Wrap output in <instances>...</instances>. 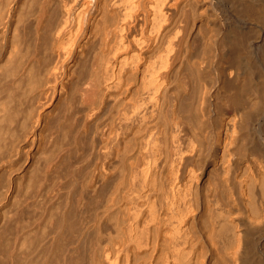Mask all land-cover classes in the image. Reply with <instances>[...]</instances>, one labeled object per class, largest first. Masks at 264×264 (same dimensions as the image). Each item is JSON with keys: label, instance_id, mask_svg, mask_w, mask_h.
<instances>
[{"label": "bare ground", "instance_id": "1", "mask_svg": "<svg viewBox=\"0 0 264 264\" xmlns=\"http://www.w3.org/2000/svg\"><path fill=\"white\" fill-rule=\"evenodd\" d=\"M4 1L0 264H264V0Z\"/></svg>", "mask_w": 264, "mask_h": 264}, {"label": "rangeland", "instance_id": "2", "mask_svg": "<svg viewBox=\"0 0 264 264\" xmlns=\"http://www.w3.org/2000/svg\"><path fill=\"white\" fill-rule=\"evenodd\" d=\"M1 1V0H0ZM9 1V0H8ZM11 1V0H10ZM2 2H4L5 3V1L4 0H2L1 2H0V4H1V6H3L4 7V4L2 3ZM7 2V1H6ZM18 135V136H16V135ZM42 134V135H41ZM47 134V135H46ZM12 135V134H11ZM40 135H41V139H42V141H41V145H40V147L38 148V150H36V149H33L34 148V146L32 145V147H30L31 145L30 144H27L26 145V142H25V144L23 143V141H24V138H23V134L22 133H20V135H19V133H14V135H12L13 136V138L12 139H16V137L18 138L19 137V139H18V141L17 142H19V141H21V142H19V143H17L16 145V149H15V151H13V153H12V155H11V159L6 163V166H7V168L5 167L4 169H1V171H0V193H1V196H0V211L2 210V212L4 211V209H2V203L4 202L3 200H4V194H6V188L8 189V187H13V191H12V194H11V199H10V202L13 204V206L11 207V204H10V202H9V206H8V209L9 208H12L11 210H12V212L14 213V212H16L17 211V205L18 204H20V202H23V200H24V198H28L29 199V197H30V195H31V192L29 193V190L31 191V186L33 185V183L35 182V180H36V178H37V176L39 175V171L41 170H39V168H42L43 167V165H44V163H45V159H46V154L48 155V153H47V151H49V144H47L48 143V133H40ZM14 136H15V138H14ZM21 138V139H20ZM11 139V140H12ZM44 139H45V141H44ZM43 142V143H42ZM46 142V143H45ZM45 143V144H44ZM19 144V145H18ZM24 145V146H23ZM48 145V146H47ZM8 147H9V144L7 145ZM21 148H20V147ZM32 150V151H31ZM19 151H20V153H19ZM23 153H22V152ZM33 151H34V153H33ZM28 152V153H27ZM36 152V153H35ZM26 153V154H25ZM29 153H32V154H29ZM40 153V154H39ZM19 154V155H18ZM42 154V155H41ZM13 155H15V156H13ZM46 157H45V156ZM34 158V159H33ZM17 159V160H16ZM40 163H39V162ZM44 161V162H43ZM39 163V164H38ZM9 164H10V166H9ZM41 164V166H39ZM36 166H38V167H36ZM24 168V169H23ZM36 169V170H35ZM11 171V172H10ZM34 171H35V173H34ZM37 171H38V174H37ZM8 172H9V175H8ZM16 172V173H15ZM3 173H5V174H3ZM11 174V175H10ZM18 175V176H17ZM7 176H8V178H7ZM11 176V177H10ZM14 176V177H13ZM16 176V177H15ZM18 178H19V180H18ZM8 179V180H7ZM10 179H11V181H10ZM21 179V180H20ZM17 180V181H16ZM14 181H16V182H14ZM7 183V184H6ZM14 184H15V186H14ZM20 184V185H19ZM22 184V185H21ZM13 185V186H12ZM17 185V186H16ZM22 186V187H21ZM21 187V188H20ZM29 187V188H28ZM18 188V189H17ZM18 191H17V190ZM28 189V190H27ZM26 190V191H25ZM3 192H5V193H3ZM23 192V193H22ZM25 192V193H24ZM20 193V194H19ZM26 193H28V194H26ZM23 194V195H22ZM18 197H17V196ZM23 196H26V197H24L23 198ZM28 196V197H27ZM17 197V198H16ZM12 198H14V200L12 199ZM13 200V201H12ZM16 200V201H15ZM20 202H19V201ZM18 201V202H17ZM26 212H25V214H24V216H22V218H26V217H29L31 214H32V212H33V206L31 207V208H26ZM2 212L0 213V220H1V215H2ZM29 213H31V214H29ZM12 223V224H11ZM14 223H15V218H13L12 220H11V222H10V224H8L9 226H10V228H9V230L11 231L12 230V228H13V226H14ZM13 225V226H12ZM0 226L2 227H0V247H2L3 246V243H4V234H5V230H3V228H4V223L2 222H0ZM2 230V231H1ZM2 235V236H1ZM3 239H2V238ZM2 240V241H1ZM3 249V248H2ZM1 249V250H2ZM1 253H2V251H0V255H1ZM1 257H3V255L2 256H0V261H1ZM53 264H55V263H53Z\"/></svg>", "mask_w": 264, "mask_h": 264}]
</instances>
